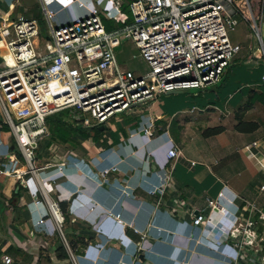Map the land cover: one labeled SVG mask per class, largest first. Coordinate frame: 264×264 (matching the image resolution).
<instances>
[{"label":"crops","instance_id":"obj_1","mask_svg":"<svg viewBox=\"0 0 264 264\" xmlns=\"http://www.w3.org/2000/svg\"><path fill=\"white\" fill-rule=\"evenodd\" d=\"M16 1L27 8L39 3L0 0V27L3 18H36L28 10L21 14ZM51 3L59 24L84 13L74 0ZM4 50L0 40V51ZM251 50L240 52L243 61L248 62ZM254 54L256 63H264ZM1 61L0 68L4 58ZM259 66L261 73L255 75L247 73L255 68L251 63L240 68L225 100L230 120L216 136L189 141L185 125L176 138L171 125L139 118L135 109L105 125L87 119L89 124L80 126L83 133L73 138L75 148L68 145L58 159L50 161L36 151L32 163L36 170L62 162L71 168L65 177L49 178L51 188L18 156L13 133L0 118V264L5 256L12 259L10 264H256L232 241L207 238L204 227L194 226L193 219L201 212L208 215V201L220 192L222 205L233 213L257 219L248 204L264 211V67ZM158 111L155 119H163L164 112ZM97 126L103 127L98 142L93 139L95 131L89 130ZM253 127L257 130L248 131ZM145 128L152 131L151 137L144 134ZM174 148L182 154L169 160L167 153ZM13 155L16 162L10 160ZM112 166L118 170L102 178L101 171ZM16 170L27 173L21 179L5 174ZM151 190L157 193L151 195ZM45 198L65 204L71 218L65 232L64 227L60 232ZM110 213L120 214L128 226L119 225ZM63 245L70 255L67 260L58 256Z\"/></svg>","mask_w":264,"mask_h":264},{"label":"built area","instance_id":"obj_2","mask_svg":"<svg viewBox=\"0 0 264 264\" xmlns=\"http://www.w3.org/2000/svg\"><path fill=\"white\" fill-rule=\"evenodd\" d=\"M40 1L47 27L43 50L41 19L24 15L14 20L3 18L0 40L7 54L0 68V110L24 161L31 172L39 171L43 180L49 181L45 182L49 188V178L65 177L71 169L65 162L38 170L32 166L40 142L50 135V116L68 111L78 124H89L81 117L86 114L98 125H105L114 116L155 102L160 96L185 90L204 92L218 85L235 55L242 51L241 45L229 38V30L234 31L238 25L235 15L259 41L264 59V0H241L251 17L242 14L235 0H133L130 14L116 9L114 21L122 26L110 31L96 6L74 0L84 13L59 24L57 12L48 7V2ZM107 1L115 5V0ZM125 39H131L139 52L134 58L148 65L145 74L137 75L119 66L115 49ZM262 80L264 84V74ZM143 132L147 137L153 135L149 128ZM181 154L177 148L170 149L167 158L177 159ZM17 158L10 156L12 162ZM117 170V166L105 168L101 176L106 179ZM26 173L16 170L5 174L21 179ZM222 197L220 192L210 199L211 212L199 213L193 225H202L205 236L218 243L232 241L239 253L264 264V211L248 204L258 218H245L226 209ZM45 199L61 232L65 218L60 206ZM110 216L119 225L128 226L120 214ZM3 262L10 264L12 259L5 256Z\"/></svg>","mask_w":264,"mask_h":264},{"label":"rangeland","instance_id":"obj_3","mask_svg":"<svg viewBox=\"0 0 264 264\" xmlns=\"http://www.w3.org/2000/svg\"><path fill=\"white\" fill-rule=\"evenodd\" d=\"M44 1L48 2V7L52 8L51 0ZM82 1L87 5L98 7V9L100 10V15L104 20V24L106 27H109V29H107L110 31L122 26L118 25L114 21L116 9L118 8L123 12H126L125 10L128 11L129 4L133 0H115V5L109 4L107 0ZM235 2L239 4L238 7L243 15L251 17L247 6L241 0H235ZM16 6L19 10H21V14L27 13L26 11L28 10V12H31L33 16L36 17V19H41L40 28L43 39L41 49L43 50L44 43L47 40V27L43 20L41 1L39 0L38 4L33 5L29 8L16 1ZM127 13L130 14V12ZM28 15H30V13H28ZM234 17L238 19V25L234 31L229 30V38L233 44H240L242 47V51H250L251 49H253L252 55L251 57H249L248 62H245L243 61V59H241L242 52L236 54L224 78L218 85L209 87L204 92H202L201 90H185L176 91L168 95L160 96L156 102L143 104L139 107L133 108L139 113V118L146 117L153 121L160 122L166 126L171 125V134L176 138L180 135V128L186 125L191 133L189 136V141L195 139H204L206 138V136L204 135L205 131L222 127L224 123L228 124L230 115L228 116L227 113H230V110L227 108V102L225 100L228 98V91L234 88V81L236 79L235 77H238L240 68L245 69V67H247V65L251 63L255 68L252 70H247V73L250 72L249 74L255 75L257 72L261 73L260 69H256V67H258L259 65L261 67H264V63L261 60H259L260 64H258L254 59L255 52H257L261 56V53L258 50L259 41L254 37L251 29H249V27L245 24V22L239 15H235ZM57 26L58 24H55V27ZM35 46L36 48H39L40 44H37ZM6 54L7 52L5 50L0 51V62H2L1 60L5 57ZM115 54L119 66L125 70H131L137 75H143L149 70L148 65L142 59L134 58L135 56L139 55V52L131 39H125L122 42V45L115 49ZM197 93L199 94V96H196ZM154 105H156L155 108ZM193 108L194 111L191 112ZM159 109L164 112V118L158 120L155 119V116L159 112ZM125 115V113H122L117 116L125 117ZM73 116L74 114H71L67 121L73 123L75 121L73 119ZM3 117L4 115L0 110V118ZM81 117L90 121L93 120L89 115L86 114H81ZM211 120L213 121L211 122ZM232 121L234 120L232 119ZM89 130L91 132L95 131L92 128H90ZM50 140H52V138L49 137L41 141L42 146H40L39 151L37 152H39L40 155H45L46 158L52 161L62 156L64 154V151L68 149V145L53 143V145H55L56 147V149H53L47 145Z\"/></svg>","mask_w":264,"mask_h":264},{"label":"trees","instance_id":"obj_4","mask_svg":"<svg viewBox=\"0 0 264 264\" xmlns=\"http://www.w3.org/2000/svg\"><path fill=\"white\" fill-rule=\"evenodd\" d=\"M126 13L129 12V10H125ZM118 25H122V23H118L116 22ZM109 29V27H106ZM264 60V59H263ZM264 72H262L261 75H263ZM70 113L68 111H62L59 113H56L52 116H50L47 120L48 123V127L50 130V138H52V140H50L48 146H50L53 143L56 144H64V145H69L71 148H75L76 144L73 141V138L75 137V135H77V133H83V127H80L82 124L79 125V128L77 126V122H68L67 119L70 117ZM251 125V124H249ZM248 125V126H249ZM254 125V124H252ZM6 130H9L8 127H5ZM95 130V134L97 135L96 138H93L96 142L99 141V137L101 134H103V131L100 130V127H95L93 128ZM257 130V127H253V128H249L248 131L253 132ZM224 131V128L222 127H218V128H214V129H209L208 131L204 132V135L207 137H211V136H216L219 135L220 133H222ZM13 144L15 145V147L17 148L16 144L13 142ZM18 156L21 158L22 155L21 153H18ZM61 212L65 218L64 221V232H65V227L67 225L70 224L71 222V218L68 216V214L65 211V204L64 203H59ZM81 245L82 246H86L87 244L85 243V241H81ZM71 247L72 249L75 251V245H73V243H71ZM59 259H69L70 255L67 252V249L65 248V246H61L59 248Z\"/></svg>","mask_w":264,"mask_h":264},{"label":"water","instance_id":"obj_5","mask_svg":"<svg viewBox=\"0 0 264 264\" xmlns=\"http://www.w3.org/2000/svg\"><path fill=\"white\" fill-rule=\"evenodd\" d=\"M176 92V91H175ZM174 93V92H173ZM101 130H103V127L101 128Z\"/></svg>","mask_w":264,"mask_h":264}]
</instances>
